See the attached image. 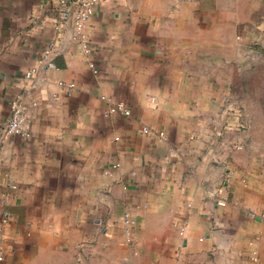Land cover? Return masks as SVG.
I'll list each match as a JSON object with an SVG mask.
<instances>
[{"label": "crops", "instance_id": "obj_1", "mask_svg": "<svg viewBox=\"0 0 264 264\" xmlns=\"http://www.w3.org/2000/svg\"><path fill=\"white\" fill-rule=\"evenodd\" d=\"M93 4L0 0V264H264V0Z\"/></svg>", "mask_w": 264, "mask_h": 264}, {"label": "built area", "instance_id": "obj_2", "mask_svg": "<svg viewBox=\"0 0 264 264\" xmlns=\"http://www.w3.org/2000/svg\"><path fill=\"white\" fill-rule=\"evenodd\" d=\"M59 4L62 6H68L71 3H76L78 5V10L75 14V26L78 29H81L84 23L91 17V15L94 13V1L95 0H57ZM53 47H48L44 51V58L50 59L53 53ZM50 65H54L53 60L50 59L49 62ZM37 69H32L27 72V76L31 77L36 73ZM60 85H63L66 87V89H72L75 87V84L73 83H65V82H60ZM117 107L113 108V110H116ZM120 109H124L126 114H130V110L124 107L123 105L118 106ZM28 116V111H27V106L23 103H16L14 104L12 108V114L7 122V124L4 127V132L6 135H12L16 133H21L25 130L24 125L25 121ZM238 148H241L239 145ZM221 203H224L223 201H220ZM6 221V219H4ZM182 234L185 232V227H181Z\"/></svg>", "mask_w": 264, "mask_h": 264}]
</instances>
